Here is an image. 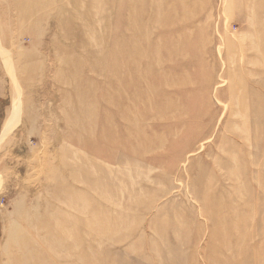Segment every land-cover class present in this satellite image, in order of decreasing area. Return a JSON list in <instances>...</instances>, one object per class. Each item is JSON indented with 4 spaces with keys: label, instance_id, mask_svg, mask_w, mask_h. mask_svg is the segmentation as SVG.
<instances>
[{
    "label": "rangeland",
    "instance_id": "obj_1",
    "mask_svg": "<svg viewBox=\"0 0 264 264\" xmlns=\"http://www.w3.org/2000/svg\"><path fill=\"white\" fill-rule=\"evenodd\" d=\"M0 264H264V0H0Z\"/></svg>",
    "mask_w": 264,
    "mask_h": 264
},
{
    "label": "bare ground",
    "instance_id": "obj_2",
    "mask_svg": "<svg viewBox=\"0 0 264 264\" xmlns=\"http://www.w3.org/2000/svg\"><path fill=\"white\" fill-rule=\"evenodd\" d=\"M136 80V79H135ZM130 99V98H129Z\"/></svg>",
    "mask_w": 264,
    "mask_h": 264
}]
</instances>
